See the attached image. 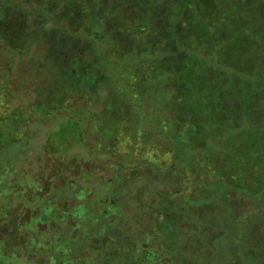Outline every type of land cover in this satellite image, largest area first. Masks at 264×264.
I'll return each mask as SVG.
<instances>
[{
  "label": "trees",
  "instance_id": "obj_1",
  "mask_svg": "<svg viewBox=\"0 0 264 264\" xmlns=\"http://www.w3.org/2000/svg\"><path fill=\"white\" fill-rule=\"evenodd\" d=\"M8 1L0 5V36L7 40L9 47H24L28 56L35 52V56L33 53L30 56L36 58L44 48L43 40H46L49 42L45 46L46 57L54 60L48 63L35 61V66L44 67L46 72L49 70L45 65L51 63V67L68 69L59 61L58 51L48 52L52 46H61L64 42L56 40L58 32L42 28L45 30L39 34L32 33L24 20L23 27H20L15 21L17 17L11 13L13 8L6 6ZM186 1L190 3V0H184V3ZM201 1L207 6V0ZM263 1L250 0L247 4L244 0H218L220 4L217 6L212 0L210 9L197 8L193 14L186 3L185 7H180L185 10L186 28L175 35L174 50H159L162 55L157 62L161 68L158 77L163 76L159 78L161 90L171 100L168 111L174 117L176 133H186L188 146L191 139L199 142L197 146L205 151L203 162L212 182L211 187L199 184V177L192 178L193 172L187 171V182L194 189L189 193L191 200L186 199L188 205L214 202L215 199L209 198V190L214 187L215 191L224 192V199L238 190L248 192L247 187L253 199L264 194ZM57 8L54 12H59L60 7ZM51 17L55 20L58 15L52 13ZM60 21H51L50 24L64 27ZM173 33H177L176 29ZM34 42V46L31 45ZM78 52L82 54V51ZM169 58L171 63H168ZM210 61L218 63L217 68H213ZM227 67L230 71L226 70ZM80 69H83L81 64ZM24 71L22 73L26 74ZM48 83L51 79L46 86ZM70 94L66 93L60 102L55 101L66 123L62 122L59 130L46 142V153L52 157L51 164L45 163L49 169L45 170L42 163L35 161L42 168L37 164L38 170L27 174L26 187L20 180L10 181L9 177L7 180L6 176L0 175V264H172V259H176L177 264H264V212L251 215L249 222L229 224L221 232L208 225L196 224L194 219L192 230L183 233V228L174 221V213L193 218L192 209L183 201L181 203L180 198H173L176 191L165 188L166 180L174 178H161L157 185L151 182L152 175L141 166L144 162L149 163L146 154L149 147L139 146L138 153L134 148L138 145L132 136L123 138L124 150L119 137L115 144L106 145L105 154L109 155L103 162L104 167L110 165L115 169H111L110 177L102 175L99 182L104 197L92 199L94 184L76 185L82 176L93 178L101 174H97L98 169L92 166L89 171H82V162L64 159V153L72 149L70 144L67 147L69 137L79 134L81 140L77 143L81 144L85 142L86 134L84 122L66 112L70 106ZM48 95L53 97L50 93L43 96L46 110L55 105V98L47 99ZM108 96L113 99L112 95ZM38 102L39 99L32 106L37 107ZM29 109L28 106L26 109L0 103V134L3 135L2 130H5L10 140L18 142L19 135L28 140L30 137L26 136L25 127L33 116L27 119L21 116ZM105 110L108 111L102 109ZM143 131L140 141L145 144L148 135L146 130ZM225 132L230 135L222 140L226 146L222 151L208 148L205 140L200 142V138H210L211 135L218 138ZM20 141L25 144L22 138ZM126 141L130 143L126 145ZM157 142L169 146L160 139ZM171 154L174 160L171 167L175 168L178 156L174 157L173 151ZM161 156L160 152L152 159L162 171L163 164L158 161ZM90 161L88 165L93 164ZM171 167L163 169V174ZM52 186L70 192L76 189V197L62 194L64 190L58 196H52ZM160 198L166 206L161 210L154 209ZM259 208L262 209L261 204ZM168 229L175 234L166 241Z\"/></svg>",
  "mask_w": 264,
  "mask_h": 264
},
{
  "label": "rangeland",
  "instance_id": "obj_2",
  "mask_svg": "<svg viewBox=\"0 0 264 264\" xmlns=\"http://www.w3.org/2000/svg\"><path fill=\"white\" fill-rule=\"evenodd\" d=\"M5 1L7 0H0V5H5ZM211 1L207 0V6H204L201 0H190V3L187 1L184 3V0H9L6 6L13 8L11 13L17 17L15 21L20 27H23L25 21L28 30L32 33L39 34L40 31L45 30L42 28H49L53 33L58 32L56 40L64 42L61 46H57L58 49L56 45L52 46L48 52L53 54L54 50L58 51L59 61L61 60L63 66H68V69L58 66L51 67L50 65H53L51 63L45 65L51 72L49 73L44 70V67L35 66V61L48 63L54 60V58L46 57L48 53H46L45 46L49 45L46 40H43L44 48L41 54L35 58L30 56L35 52H30L28 56V50L24 47L22 49L10 48L7 40L2 35L0 36V103L2 105L9 103L11 107L20 105L26 109L28 106L30 109L27 112L30 113L26 112L21 117L27 119L33 116L25 127V134L30 137L28 140L25 136L21 137L22 135L17 138L18 142L10 140L6 131L2 130L3 135L0 134V175L6 176L7 180L9 177L10 181L20 180V183L25 185V182L29 180L27 174L34 169L38 170L35 166L38 164L37 161L44 165L45 170L49 169L45 163L50 162L51 164L52 157L46 153V142L56 130H59L62 122L66 123L60 115L59 108H56V102H60L66 93H71V98L68 100L70 106L66 108V112L84 122L85 142L77 143L81 140L78 139L79 134L71 135L67 147L70 144L72 149L63 156L69 162H82V171H89L91 166L98 169L97 174L101 175L93 176V178L82 176L75 182L76 185L94 184L92 199L97 200L104 197L102 196V185L99 182L102 180V175L106 178L110 177L111 169H115L110 165L104 167L103 162L108 159L109 155L105 154L106 145L115 144L117 137L120 138L122 145L124 137L132 136L135 138L136 146L138 145L134 146L138 153H140L139 146L140 148L149 147L146 154L150 164L144 162L141 166L146 168L150 175L156 176L155 178L151 176V182L157 185L161 178L167 179V176L174 178L166 180L165 188L176 191L173 198H180L181 203L183 201L185 206L192 209L190 211L193 218L174 213V221L180 225L181 229L183 228V233L192 230L191 223L194 219L196 224L208 225L217 232H221L226 230L229 224H243L246 220L250 221L248 217L251 215L259 211L263 213L264 194L259 199H253L249 196L248 187L245 188L248 192L238 190L230 193L228 196L230 200L226 196L224 199V192L220 189L215 191V187L209 190V198L215 199L210 204L194 205L191 203L188 205L186 200H191L189 193L194 192L193 185L187 182L189 179L187 171L193 172L192 178L199 177V184H207L211 187L212 182L203 162L205 151L197 146L199 142L191 139L189 140L190 146H188L186 133L183 131L179 132L180 134L176 133L174 117L168 111L171 100L169 95L161 90L159 78L163 76L158 77L161 68L157 62L162 55L159 50L164 49L169 52L173 49L177 43L175 35H179L180 31L184 32L186 28L185 10H181L180 7H185L187 3L186 6L193 14L197 12V8L210 9ZM215 1L218 6L220 3L218 0ZM244 1L247 4L250 2V0ZM55 3L57 7H60L59 12H54L58 9ZM261 6H264V1ZM52 13L58 15L55 18L57 22L63 20L60 22L64 27L50 24L51 21L56 22L52 20ZM173 28L177 33H173ZM162 42L163 44L160 45ZM34 44L35 42L31 45L34 46ZM75 50L82 51V54ZM170 59L168 63H171ZM55 60L57 62V59ZM80 64L85 69L84 71L79 70ZM210 65L217 68L218 63L210 61ZM226 70L230 71L228 67ZM45 73L49 74L45 76ZM48 75L52 84L48 83L46 86L49 81ZM95 89L98 93L92 92ZM48 91L55 98L53 103L56 102L52 108L46 110L43 96L46 97V94H49ZM109 94L113 96L112 100ZM53 97L48 95L47 99H53ZM37 99H39L36 103L37 107H33L32 103ZM102 109L108 111H102ZM70 130L74 132V129ZM143 130H146L149 141H145V144L140 141ZM227 133H222V136L218 138L212 135L210 138H200V142L205 140L208 148L222 151L226 148L222 140L230 135ZM21 138L25 143L23 145ZM118 139L117 142H119ZM159 139L169 146L160 145L157 142ZM128 143L130 142L126 141V145ZM151 145L153 147H150ZM124 148L122 145L121 149L124 150ZM158 150L163 155L158 160L160 164H163L162 171L158 168L157 162L152 159L160 154ZM172 151L175 153L174 157L178 156L175 168L171 167L174 165ZM141 157L145 158L143 153ZM89 160L93 164L88 165ZM38 166L42 168L41 164ZM169 167L172 169L163 174V169ZM227 170H229L228 167ZM51 189V194L55 197L63 190L62 194H71L76 197V189H72V192L65 188L57 190L53 186ZM158 201L154 209L161 210L166 203L162 198ZM259 204L262 209L259 208ZM167 222L169 223V219ZM165 234L166 241H168L175 233L168 229ZM171 262L177 264L176 259H172Z\"/></svg>",
  "mask_w": 264,
  "mask_h": 264
}]
</instances>
